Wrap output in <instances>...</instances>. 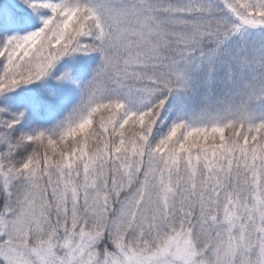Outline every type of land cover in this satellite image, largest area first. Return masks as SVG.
I'll return each mask as SVG.
<instances>
[{
	"label": "snow or ice",
	"instance_id": "obj_1",
	"mask_svg": "<svg viewBox=\"0 0 264 264\" xmlns=\"http://www.w3.org/2000/svg\"><path fill=\"white\" fill-rule=\"evenodd\" d=\"M0 264H264V0H0Z\"/></svg>",
	"mask_w": 264,
	"mask_h": 264
},
{
	"label": "rangeland",
	"instance_id": "obj_2",
	"mask_svg": "<svg viewBox=\"0 0 264 264\" xmlns=\"http://www.w3.org/2000/svg\"><path fill=\"white\" fill-rule=\"evenodd\" d=\"M50 87L55 88L56 86L54 84H50Z\"/></svg>",
	"mask_w": 264,
	"mask_h": 264
}]
</instances>
